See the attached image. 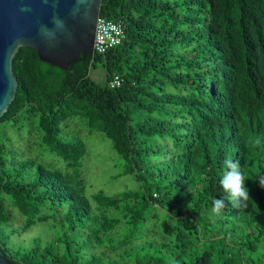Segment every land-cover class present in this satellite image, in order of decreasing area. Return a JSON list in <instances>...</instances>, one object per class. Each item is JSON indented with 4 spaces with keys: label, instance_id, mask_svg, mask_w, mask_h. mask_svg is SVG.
<instances>
[{
    "label": "trees",
    "instance_id": "obj_1",
    "mask_svg": "<svg viewBox=\"0 0 264 264\" xmlns=\"http://www.w3.org/2000/svg\"><path fill=\"white\" fill-rule=\"evenodd\" d=\"M99 15L122 24L121 44L67 69L30 47L13 58L0 123L33 116L52 158L0 142L2 252L17 264H264V0H102ZM76 118L109 139L134 189L87 186V147L67 134ZM226 159L249 191L237 205L220 183ZM41 222L44 237L9 246Z\"/></svg>",
    "mask_w": 264,
    "mask_h": 264
},
{
    "label": "water",
    "instance_id": "obj_2",
    "mask_svg": "<svg viewBox=\"0 0 264 264\" xmlns=\"http://www.w3.org/2000/svg\"><path fill=\"white\" fill-rule=\"evenodd\" d=\"M102 0H0V117L15 97L12 61L21 47L61 69L93 52ZM0 264H17L0 248Z\"/></svg>",
    "mask_w": 264,
    "mask_h": 264
},
{
    "label": "rangeland",
    "instance_id": "obj_3",
    "mask_svg": "<svg viewBox=\"0 0 264 264\" xmlns=\"http://www.w3.org/2000/svg\"><path fill=\"white\" fill-rule=\"evenodd\" d=\"M89 75L99 83L103 82L104 75L101 66L96 68H91ZM34 117L30 118L23 116L21 118V123L15 125L11 121H3L0 123V142L6 146H11L15 144L18 150L14 153L19 159H30V158H40V160H51V155L49 154L44 146H42L40 141V134L33 128L32 121ZM67 134L70 137H81L85 142L87 147V157L84 167V178L86 184L92 187V190L104 188V191L113 190L112 192L123 190L126 188L134 189L136 187V181L132 175H122L121 177H116V175L121 174L119 166L116 165L118 162L117 153L112 148L111 142L107 139L101 132H91L85 127L84 121L81 118H76L69 120ZM106 182V184H105ZM109 182V185L108 183ZM103 186H102V185ZM16 222L19 216L15 215ZM19 221V220H18ZM48 233L47 224L44 222L36 223L31 228L27 229L21 237L24 238L20 240V237L13 236L10 238L11 243L9 246L15 248L17 243L22 244L21 241H27L25 244L29 243V238L35 235L44 237ZM24 244V243H23Z\"/></svg>",
    "mask_w": 264,
    "mask_h": 264
},
{
    "label": "clouds",
    "instance_id": "obj_4",
    "mask_svg": "<svg viewBox=\"0 0 264 264\" xmlns=\"http://www.w3.org/2000/svg\"><path fill=\"white\" fill-rule=\"evenodd\" d=\"M224 163L229 171L225 173L220 183L228 201L233 205L247 201L249 198V191L244 187V177L239 170L238 162L226 159ZM261 184L264 185V183ZM212 204L213 213L219 214L224 207L225 199L223 197L220 199L213 198Z\"/></svg>",
    "mask_w": 264,
    "mask_h": 264
},
{
    "label": "built area",
    "instance_id": "obj_5",
    "mask_svg": "<svg viewBox=\"0 0 264 264\" xmlns=\"http://www.w3.org/2000/svg\"><path fill=\"white\" fill-rule=\"evenodd\" d=\"M124 37V28L120 22H115L99 15L96 22L93 51L104 53L121 44ZM118 83L119 79L115 77L112 80V84Z\"/></svg>",
    "mask_w": 264,
    "mask_h": 264
}]
</instances>
